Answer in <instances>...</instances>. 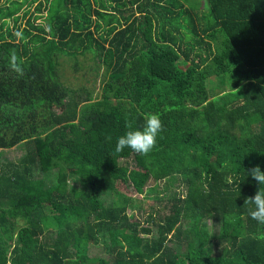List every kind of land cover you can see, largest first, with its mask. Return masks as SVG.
Masks as SVG:
<instances>
[{"label": "trees", "instance_id": "obj_1", "mask_svg": "<svg viewBox=\"0 0 264 264\" xmlns=\"http://www.w3.org/2000/svg\"><path fill=\"white\" fill-rule=\"evenodd\" d=\"M4 1L0 148L26 152L0 164V264H264L244 203L258 188L246 173L264 172V0L239 15L232 0ZM88 59L103 66L96 96L61 80ZM150 114L152 150L116 153ZM161 180L185 192L145 204L153 233L123 188L148 197Z\"/></svg>", "mask_w": 264, "mask_h": 264}, {"label": "rangeland", "instance_id": "obj_2", "mask_svg": "<svg viewBox=\"0 0 264 264\" xmlns=\"http://www.w3.org/2000/svg\"><path fill=\"white\" fill-rule=\"evenodd\" d=\"M5 3L4 0H0V3ZM40 21L46 26L45 20L42 18ZM89 57V55H87ZM79 60L81 58L79 57ZM178 65L180 67H185L184 61L182 58L178 59ZM71 63H64L61 71H63V76L61 75V80L68 85L71 88H77L80 85H84L85 87L93 90V96H96V94H99L100 87L102 83V71L103 66L100 65L97 70H94V66L92 62L88 59L83 62L85 65V68L83 69H73V67L70 65ZM217 88V81L214 80L211 85L210 89ZM224 86V85H223ZM25 143H19L18 145L9 148V149H1L0 148V164L5 163H17L19 158H21L26 150H25ZM154 184L153 181H150L148 183V187ZM158 190H152V192H149L148 197H145V193L143 192H137L133 187L127 186L123 188L125 192L128 193L129 196H132V198L135 200L136 203H134L133 209L128 210V215L130 219L137 220L142 225H149L151 226L152 232L155 233L156 226L152 223H146L144 221V217L146 216L147 210L144 208L146 203H150L154 205L157 209H159V212L166 211L164 208V203L169 202L174 198L175 196L183 195L185 192V189L183 185L180 182H171L168 180H161L157 183ZM100 197L103 199V201L108 203L110 200V194L106 192H101ZM152 200V201H151ZM144 211V212H143ZM161 214V213H160ZM154 218H156V212L152 213ZM208 228H213V225L211 223V220H208L206 222ZM190 223H181L180 227L182 229L188 228ZM178 239L173 238L172 242H169L170 244H178ZM178 252L185 251L183 245L179 246ZM102 247L101 246H95L90 245L89 246V255L90 256H103L102 253Z\"/></svg>", "mask_w": 264, "mask_h": 264}, {"label": "clouds", "instance_id": "obj_3", "mask_svg": "<svg viewBox=\"0 0 264 264\" xmlns=\"http://www.w3.org/2000/svg\"><path fill=\"white\" fill-rule=\"evenodd\" d=\"M12 59L15 61L14 55ZM13 66L15 67V65ZM19 70L16 68V71ZM161 127V121L157 115H148L139 129L127 130L123 135L117 137L115 152L120 153L123 149L129 148L141 156L148 154L156 143ZM246 174L254 178L258 185L254 195L244 200V203L250 206L248 215L258 224L264 226V172L260 170L259 166H255Z\"/></svg>", "mask_w": 264, "mask_h": 264}, {"label": "crops", "instance_id": "obj_4", "mask_svg": "<svg viewBox=\"0 0 264 264\" xmlns=\"http://www.w3.org/2000/svg\"><path fill=\"white\" fill-rule=\"evenodd\" d=\"M246 0H232L230 4H226L228 7L233 9V12H236L238 15L247 9Z\"/></svg>", "mask_w": 264, "mask_h": 264}]
</instances>
